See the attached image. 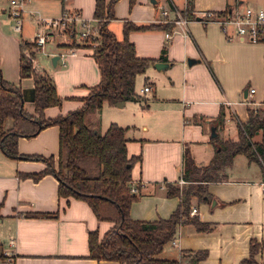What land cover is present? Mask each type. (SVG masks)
Here are the masks:
<instances>
[{"label":"crops","instance_id":"obj_1","mask_svg":"<svg viewBox=\"0 0 264 264\" xmlns=\"http://www.w3.org/2000/svg\"><path fill=\"white\" fill-rule=\"evenodd\" d=\"M109 1L106 0V4ZM154 1H163L167 7L178 11L186 5V0ZM94 3L95 0H70L61 3L60 9L61 13L65 9L78 11L84 18L91 19ZM154 5L150 0H136L133 6L129 5V0H118L113 5L114 18L108 23L109 30L120 41L125 23L161 24ZM245 7L264 10V0H193L194 19L187 24V35L171 31L167 43L163 36L165 31L155 27L129 33L128 40L139 58L158 60L161 50H166L165 60L155 61L163 63V69H156L155 63L146 69L153 71L152 77H146L142 88L149 87L148 92L153 89L152 102L149 104L144 96L136 94L146 100L147 107L132 101L124 102L122 107L114 106L118 111V119L114 122L126 129L127 155L141 157L132 168L130 186L137 187L139 196L129 208L131 220L157 221L172 214L179 197H168L166 186L183 181L181 169L185 149L197 166L210 162L214 154L209 142L211 127L219 113L225 116L223 124L217 128L220 138L236 141V124L247 122V109L264 108V45L228 41L216 23L201 21L202 14L207 11L220 13L227 8L242 11ZM170 16L173 17V12ZM42 18L49 19L43 15ZM114 24L118 25L116 31ZM5 36L0 26V37L4 39ZM10 38L18 44V40ZM78 51L81 55L72 56L74 58L59 71H53L48 65L42 70L36 62L37 71L51 79L57 93L69 95L81 85V92H84L79 100L83 105L90 88L99 83L100 72L92 57L93 50ZM0 71L6 82L20 87L23 107L33 113L34 83L32 78L19 76V52H11L8 60L0 50ZM158 75L163 76L161 85L155 83L160 82ZM174 91H181L184 101L191 102L188 109L179 96L172 94ZM129 103L132 106H128ZM52 111L58 114L61 108H48L45 116L54 115ZM55 127L56 144L42 143L35 152L25 149L29 142L19 138L18 151L37 153L43 158L54 157L56 161L59 130ZM261 138L258 133L252 140L259 142ZM44 168L41 162L0 157V253L12 254L14 264H121L89 258L88 233L96 231L100 239L112 223L98 221L84 201L59 198L58 181L54 176L44 175L33 180L32 176ZM224 174L222 181L205 185L209 201L191 199L190 208L196 210L194 215L208 224L211 231L198 232L192 224L180 226L159 258L185 264V254L205 252L206 258L197 264H240L250 257L253 244L256 246L254 261L246 264L264 263V191L261 189L264 165L237 155Z\"/></svg>","mask_w":264,"mask_h":264},{"label":"trees","instance_id":"obj_2","mask_svg":"<svg viewBox=\"0 0 264 264\" xmlns=\"http://www.w3.org/2000/svg\"><path fill=\"white\" fill-rule=\"evenodd\" d=\"M117 1L110 0L106 4V0H95L93 18L98 20L100 40L93 49L92 57L99 69L100 81L90 88L79 109L46 118L45 110L60 106L61 99L51 79L34 69L36 59L34 52L28 50L30 44H21L28 52L20 50L19 76L21 79H33L34 111L28 113L24 109L20 87L6 82L0 71V150L9 159L43 162L44 170L33 175V180L37 181L44 175L54 176L58 181L59 198L72 197L84 201L98 221L112 223L100 239L96 231L88 233L89 258L121 264H182L176 260L161 259L158 255L165 244L174 239L182 225L192 224L198 232L211 231L210 226L200 222L197 216L189 217L191 199L196 197L209 201L205 185L222 181L225 169L232 165L237 155L264 165V109H247V122L236 124V141L220 138L217 128L223 124L225 116L219 113L211 127L209 142L214 154L210 162L197 166L185 149L181 179L188 186H166L168 197H179V204L172 214L167 219L157 221L131 220L129 208L139 196L130 192L132 168L140 162L141 157L127 155L126 129L111 123L103 134H99L96 121L87 122L86 117L99 112L103 103L115 106L120 102L132 101L139 102L144 108L148 106L146 100L135 93V79L155 61H164L166 50H161L158 60L139 58L128 35L132 31H146L154 27L170 32L173 26L125 23L123 38L119 41L108 28L109 21L114 18L113 5ZM135 3L136 0H129L130 6ZM192 8L193 0H186L181 14L194 19ZM229 11L230 8H227L219 14ZM49 126H57L59 130L56 161L54 157L43 158L18 152L19 138L34 137ZM258 133H261L262 139L254 142L252 139ZM255 247L251 245L250 257L240 264L254 261ZM183 258H186L185 264H197L206 258V253H187Z\"/></svg>","mask_w":264,"mask_h":264},{"label":"built area","instance_id":"obj_3","mask_svg":"<svg viewBox=\"0 0 264 264\" xmlns=\"http://www.w3.org/2000/svg\"><path fill=\"white\" fill-rule=\"evenodd\" d=\"M5 1V12L8 16L15 22V30L21 32L22 30V19L23 14L26 12V6L35 0H3ZM61 3H67L70 0H56ZM160 15V23L164 25H172V33L181 32L183 36L187 35V24L191 19L184 17L181 11L176 10L173 7H165L161 2H157L154 5ZM173 12V17L170 16ZM224 12V11H223ZM38 23L44 28L42 34L35 36L32 44L35 47V51L42 50L43 46L49 42L56 41V38L61 36L64 38L63 41L56 42L69 44L71 41L75 40L76 43L84 44L87 40H97L99 37V26L98 20L94 18H84L80 12L73 10H63L60 17L56 19L40 18L37 19ZM201 21L204 23L213 22L216 23L221 32L225 35L228 41L237 40L240 42H247L252 44H263L264 45V10L255 9L252 7H245L242 11L236 9H230L229 12L224 14H219L212 11H207L202 14ZM52 29L53 32H47L46 30ZM165 32L164 40L167 43L172 36V33ZM71 40V41H67ZM95 47H92L93 50ZM52 53V55H58L59 59L63 58V65L65 66V53L68 55L75 56L76 51L79 49L74 47H68L61 52ZM58 62V61H57ZM149 87H144L141 92H148ZM251 93L254 92L253 89L250 90ZM264 104V102H263ZM264 109V108H263ZM184 184V181H180ZM264 191V184L261 187ZM130 192L137 194V187L130 186ZM196 213L194 208H190L189 215L193 216ZM174 243V242H172ZM0 264H14V256L8 252L0 253Z\"/></svg>","mask_w":264,"mask_h":264},{"label":"rangeland","instance_id":"obj_4","mask_svg":"<svg viewBox=\"0 0 264 264\" xmlns=\"http://www.w3.org/2000/svg\"><path fill=\"white\" fill-rule=\"evenodd\" d=\"M5 1L0 0V26H2V30L4 35H6L3 38L0 37V50L3 52V55L5 58H7L9 60L10 56H11V52L17 51L20 53V50H22L23 52H28L32 51L34 52L35 55V59L39 62V64L42 67V70H44V65H48L49 67H51V69L57 70L59 71V69L64 68L65 66L63 65V58L58 60V67L54 68L51 65V57L54 56L52 55V53L57 52V47L58 50L61 52H64V50L68 47H74L77 49H90L92 47H96L98 45V42L100 40V37L97 38V40H87L84 43H86V45L84 44H80V43H76L75 40L71 41V40H67V41H71L69 44H65V43H59L57 44L58 46L56 47V42H60L63 41V37L61 36L60 38H56V41L54 42H49L46 45L43 46L42 50L40 51H35V47L34 45H32V42L35 38L36 35L38 34H42L44 32V28H42V26L38 23L37 19H40L43 16L45 17H49L50 19H56L59 18L61 15V9H60V1H56V0H35L32 1L29 6H26V12H24L23 14V19H22V30L21 32H17L15 30V22L8 16L7 12H5ZM161 4L165 7H167L163 1H161ZM41 14V15H40ZM117 24L113 25L114 30L117 28ZM47 32H53L52 29L46 30ZM116 31V30H115ZM12 37L13 39L18 40V44L14 43L12 41V39L10 38ZM117 37V36H116ZM6 38H9L6 39ZM118 39V37H117ZM6 40V41H5ZM24 42H28L30 44V46L27 48L22 47L21 44H23ZM77 55H81L80 51H76ZM65 59L64 62L68 63V60L70 58H74L71 55H68V53L64 54ZM64 66V67H63ZM44 68V69H43ZM54 68V69H53ZM153 71L148 70L146 71L143 75L141 76H137L136 80H135V93L140 95V96H144L145 99H147L149 101V104L152 102V94H153V89H151L150 92H140V90L142 89L143 85L145 84V82H147L145 79L147 76L152 77V73ZM83 74H85L86 76H90V73L87 71H83ZM80 73V74H82ZM160 79V82L155 81L156 85H161L162 83V79L163 76L162 75H158V77ZM156 79V78H155ZM154 82V80H153ZM96 85V84H95ZM94 86V85H93ZM82 86H76V88L74 89L75 91L72 94L69 95H65L62 94L60 91V94L57 93V95L59 96V98L61 99V104L60 106H58L57 108H61V112L60 113H55V111H52L54 115L50 116V117H46V118H54L57 117L58 115H65L70 111L79 109L82 104L80 103V96H82ZM160 88V90H163L160 86H158V89ZM90 92V91H89ZM175 93V94H173ZM173 95H175L176 97L179 96V100L181 102H184V107L188 109L189 104L191 102H185L184 99L182 98V92H172ZM181 95V96H180ZM189 97H186V99H188ZM82 101V100H81ZM130 105L128 106H132V103H129ZM191 106V105H190ZM69 107H74L73 109L69 108ZM117 109L114 106H110L107 103H103L102 108L99 112H96L95 116L94 114L90 113L87 115L86 117V121L87 122H91L92 120H95L97 123V131L99 134H103L107 127L110 125V123H115L114 120L118 119V117L116 116ZM128 110V109H126ZM125 112V111H122ZM186 117H191L189 114H186ZM193 117V116H192ZM191 124H194L193 122H191ZM43 132V133H42ZM40 136V137H39ZM223 139H226L225 137H223ZM229 139V138H227ZM262 139V138H261ZM23 140L28 141L29 143L26 145L25 149L27 150H34L35 152L38 151L40 149V145L42 143H48L50 144L51 142L56 144L57 141V129L55 126H49L46 127L45 129L41 130L36 136L31 137V138H23ZM19 152V151H18ZM20 153V152H19ZM21 154V153H20ZM2 152L0 150V157L2 156ZM24 155H37L40 156L37 153H29L26 154L24 153ZM9 159V158H8ZM11 160H17V159H11ZM37 163L41 162V161H35ZM43 163V162H41ZM185 185L183 186H188L187 183H184ZM179 186V184H177ZM4 198V193H3V197ZM189 217H193L190 216Z\"/></svg>","mask_w":264,"mask_h":264},{"label":"water","instance_id":"obj_5","mask_svg":"<svg viewBox=\"0 0 264 264\" xmlns=\"http://www.w3.org/2000/svg\"><path fill=\"white\" fill-rule=\"evenodd\" d=\"M150 1L155 4L154 0H150ZM58 59H59L58 55H54V56L51 57V65L53 67H56ZM188 63L190 64L191 62H188ZM154 66H155L156 69H160L161 70V69L164 68L165 65L163 63H155ZM37 67H38V64H37V62H35L34 63V69L37 70ZM123 104H124V102H120V103H117L115 106L116 107H122ZM128 167H130V165H128Z\"/></svg>","mask_w":264,"mask_h":264}]
</instances>
